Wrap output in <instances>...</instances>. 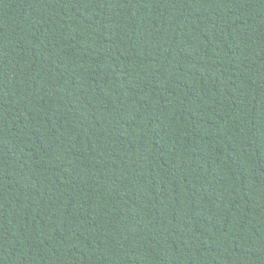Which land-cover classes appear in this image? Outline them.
Segmentation results:
<instances>
[{
  "label": "trees",
  "instance_id": "trees-1",
  "mask_svg": "<svg viewBox=\"0 0 264 264\" xmlns=\"http://www.w3.org/2000/svg\"><path fill=\"white\" fill-rule=\"evenodd\" d=\"M0 264H264V0H0Z\"/></svg>",
  "mask_w": 264,
  "mask_h": 264
}]
</instances>
